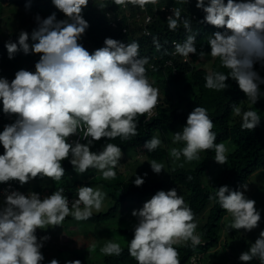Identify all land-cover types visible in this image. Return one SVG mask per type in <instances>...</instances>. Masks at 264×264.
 Returning a JSON list of instances; mask_svg holds the SVG:
<instances>
[{
  "label": "clouds",
  "instance_id": "1",
  "mask_svg": "<svg viewBox=\"0 0 264 264\" xmlns=\"http://www.w3.org/2000/svg\"><path fill=\"white\" fill-rule=\"evenodd\" d=\"M22 1L0 0V17L9 20L16 8L43 13L42 18L36 17L38 26L31 34L33 43L30 45L29 34L21 31L19 35L0 38L1 46L2 49L6 47L8 53L5 57L9 58L10 64L20 51L25 55L38 54L40 59L30 71L21 69L14 73L15 78L11 81L0 77L3 112L17 117L14 123L7 120L0 124V144L5 149L0 155V184L16 181L19 185L18 188L0 187V264L46 262L42 250L48 237L38 240L37 229L61 226L65 234L62 240L69 246L73 242L72 236H84L85 229L69 227L77 220L85 223L84 219L91 217L93 210L98 212L105 193L86 186L90 177L73 197H66L63 189L53 194L39 192L35 188V178L44 177L42 182L47 178H51L52 183L53 180L59 181L65 174L62 162L69 157L79 174L96 169L104 179L115 178L114 168L122 156L121 148L107 143L101 151L93 152V143L102 138L126 140L135 136L137 116L145 114L146 121L151 120H147L146 112L154 108L159 93L146 76L149 61L139 56L137 42L126 45L106 38L105 46L91 54L78 42L89 28L82 16L89 0H48L65 14L66 19L59 21L51 10L40 9L43 3ZM126 1L122 0L118 8L109 11H122L121 5ZM138 2L143 6L144 0ZM181 2L189 3V0ZM196 7L205 14L203 23L223 29L209 36L210 53L200 52L199 55L218 59L220 66L229 70L227 73L213 71L207 74L205 87L226 90V81L231 78L247 100L255 105L261 97L260 85L264 84V78L254 70L255 64L264 65V0H196ZM172 11L173 15L167 20L169 30L175 31L182 23L183 28L191 33V21L182 19L181 9L177 7ZM122 18L119 27L113 29L106 17L108 26L113 31L122 32L121 27L128 21L125 14ZM133 31L138 32L132 35ZM12 36H19L18 43L9 42ZM125 36L138 39L143 33L137 26ZM195 45L196 37L188 35L183 43L174 45V54L188 58L197 54ZM4 66L0 64V67ZM232 111L241 118L243 130H253L261 123L256 110L244 111L234 104ZM3 119L0 113V121ZM212 129L213 121L207 110L196 107L188 115L182 132L174 134V142H182L184 146L172 148L170 155L191 162L199 159V153L214 149L215 161L224 164L227 149L224 143H216ZM160 144V139L153 137L144 147L152 151ZM150 164L156 174L164 170L161 163L152 161ZM144 182L140 176L134 180L137 187ZM242 187L246 190V185ZM212 198L233 218L230 228L251 231L258 227L261 214L255 201L246 198L242 191L221 186ZM132 215L138 223L134 238L128 243V252L137 264H180L174 245L180 241H191L193 245L200 243L193 212L175 188L158 191ZM58 236L61 238V234ZM100 251L106 255L119 254L121 246L109 241ZM205 258L206 255L204 262L207 263ZM239 259L243 264H250L253 259L264 264V231ZM46 263L59 264V261L53 259ZM67 264L81 262L75 260Z\"/></svg>",
  "mask_w": 264,
  "mask_h": 264
},
{
  "label": "trees",
  "instance_id": "2",
  "mask_svg": "<svg viewBox=\"0 0 264 264\" xmlns=\"http://www.w3.org/2000/svg\"><path fill=\"white\" fill-rule=\"evenodd\" d=\"M26 0H23L24 3ZM33 2L43 3L40 9L52 14L55 13L57 20H64L66 16L58 10L48 0H31ZM122 0H89V4L82 11L83 18L88 22L89 28L78 41L90 54L95 50L104 47L106 38H112L124 44L137 42L139 44V56L148 59L146 65V76L148 80L159 91L161 105L158 110L157 117L150 121H146L145 114L138 115L137 134L129 139L116 137L114 139L102 138L100 141L93 143L92 151L99 152L107 143L115 144L121 148V151H144L145 156L150 160L158 163L167 164L170 168V174L165 181L161 182H144L140 187L134 184V181H121L117 183L116 197L114 198V206L112 210L98 215L92 214L88 219H84L88 225L99 224L112 219L128 201L143 202L148 198H152L158 191H165L168 188H175L178 195L184 198L186 206H188L194 215V222L197 224L196 231L199 233L203 244L193 245L191 241L184 242L181 246H176L178 252V260L180 264H189L193 256L197 254L207 255L211 250L218 248L222 243L223 236V220L229 215L222 209L215 196L216 191L221 186H228L231 190L245 192L246 188L251 184L254 176L259 175L264 179V84L260 85L261 97L254 105L247 100L246 95L240 90L236 81L229 78L226 83V90H210L205 87V76L213 71H222L227 73L229 70L220 66L219 60L215 59L212 66L205 65L206 59L210 57L205 55L203 58L200 52L210 53L211 48L208 45V38L217 31H223L207 23H203L204 12L196 7V0H189V3L181 2V0H160V6H175L181 9L182 19L187 18L191 21V33L183 28L181 23L175 31L169 30L167 19L163 13H155L150 10L154 16V22L149 26L151 36H135L129 37L122 34L121 31H113L109 26L105 16V12L116 9L120 6ZM227 2V0H226ZM149 5H151L149 3ZM138 31H133L132 35ZM188 35L196 37L197 54L189 56V63H180L178 59L172 57L175 49L173 43H183ZM19 36H12L9 42L18 43ZM157 44L159 46H157ZM0 40V64L10 68L12 64L8 62L7 49H2ZM7 52V53H6ZM6 54V55H5ZM169 60L174 61V67H165ZM156 64V69L151 70L150 64ZM177 74H174V69ZM254 70L264 78V65L257 63ZM179 97L180 104H175V96ZM234 104L239 105L242 110L249 109L258 111L261 116V123L253 130H243L241 128V118L235 116L232 111ZM204 107L213 121L212 131L216 134V143H224L226 145V161L224 164L215 161V150L209 149L203 151V159L193 161L194 166L185 161L180 167L173 169L171 163L174 157L170 155V150L178 146L182 148L183 144L174 143L171 137L183 130L186 126L188 115L196 107ZM157 137L161 144L152 151H148L144 145L146 141ZM181 145V146H180ZM5 149L0 144V155L4 154ZM71 157H69V160ZM69 160H64L62 166L65 169L64 176L59 181H54L52 187L43 185L44 177L35 178L36 191L53 194L55 191L63 189L66 197L76 196L78 188L84 186L85 180L93 179L91 176L97 175L96 169H89L83 174L77 173ZM128 164V158L120 159L114 170L121 173ZM210 172H214L209 184L206 182L205 176ZM16 181H9L0 184V187L11 186L18 188ZM95 184V183H94ZM106 185V183H105ZM47 190V191H46ZM260 191L259 205L257 209L261 214V220L258 227L254 231L244 229L233 232L236 237L242 239V253L249 250L251 244L259 238L261 231H264V180L258 188ZM85 229V228H84ZM222 232V233H221ZM249 232V234L247 233ZM123 233L130 235V241L134 238V229L124 230ZM231 241V239H230ZM230 241H226L223 252L229 251ZM230 242V243H229ZM130 243V242H129ZM235 247V246H234ZM236 249L232 250L233 252ZM228 258V257H227ZM217 259V258H216ZM210 261L209 264H243L240 259L226 258L220 261ZM42 264H49L42 262ZM93 264H137L128 252V245L121 248L119 254L105 256L99 258ZM250 264H260L258 259H253Z\"/></svg>",
  "mask_w": 264,
  "mask_h": 264
},
{
  "label": "rangeland",
  "instance_id": "3",
  "mask_svg": "<svg viewBox=\"0 0 264 264\" xmlns=\"http://www.w3.org/2000/svg\"><path fill=\"white\" fill-rule=\"evenodd\" d=\"M16 9L17 10L13 12V16L9 20H7L5 17H0V38L7 39L11 34L19 35L21 31H26L29 34V44L31 45L33 43V41L31 40V34L33 30L38 26L36 17L39 16L42 18L41 15L43 13H36L31 11L25 12L23 8ZM33 58L34 60L31 62ZM39 59L40 56L38 54L33 53L25 55L22 51H20L15 55V58L11 60L12 66L10 68L0 67V77H5L9 81H11L15 78V74L17 71L21 69L30 71V68H32ZM213 62H215V59L210 56L206 59L205 65L210 67L212 66ZM175 104H180V100L177 95L175 96ZM0 113L4 116V119L0 121L1 125H3L7 120H10L12 123H14L15 119L17 118L16 115H6L3 112L2 102H0ZM179 132H182V130H180ZM171 139L174 141V135L171 137ZM175 148H178V146H176ZM144 153L146 152L141 151L138 153L135 151H122V156L120 159L128 158V164L126 165L124 171L118 173L114 170L116 172L115 178L104 179L102 174L97 170L96 177L93 179H89L86 186L99 189L100 191L105 193V199L102 208L98 212L93 210V214L98 215L100 213H106L112 210V207L114 206V198L117 195V183L120 182L119 178L121 179V181H134L136 179V176H140L145 180V182H161L167 180L170 174L169 166H167L165 162L161 163L164 165V170H162L161 173L156 174L151 168L150 162H152V160L145 156ZM203 157L204 155L201 152L199 153V159L193 161L198 162L203 159ZM172 159L173 162L171 163V166L173 169L182 166L186 161V159L183 157H181L180 159ZM193 161L189 162V164L193 165ZM192 167L195 166L193 165ZM145 173L147 174L146 176ZM213 174L214 172L209 171V173L205 176V179L207 180L206 182L208 184L211 181ZM263 180V177L261 178L259 177V175L254 176L251 184L246 188L244 192L246 198L255 201L256 209L260 208L258 199L261 193L258 188L260 187V184L263 182ZM42 184L47 187H52V179L47 178L43 180ZM169 190L171 189L168 188L165 191L167 192ZM150 199L151 198H148L143 202L128 201L121 209H119V212L115 214L112 219L103 223H99L96 225L93 224L91 226L80 222V220L72 222L69 229L76 227L75 229L78 230L79 227L82 230H84L85 228V230L83 237L72 236L73 242L70 246L68 243H64L62 240L65 239V234H63L64 232L61 226H56L59 232L56 230L55 226H50L46 229H37L36 236L38 240L43 237H48L47 241H44V250H42L44 260L46 262H50L51 260L56 259L59 261V264H67L68 261L79 260L81 264H93L95 261H97V259H103L105 256H108L100 251V249L107 242H117L120 244L121 248L126 247L130 242V235L123 233V231L134 229L136 224L138 223L137 218L132 215V212L134 210L141 209L144 203ZM232 222L233 218L230 214L223 220L224 230L221 246L211 250L206 255L205 261H207V263L214 260V258H217L216 260L218 261L226 258L224 262H228L230 258L231 260L239 259L243 251L241 250L242 247L240 244L242 239H238L236 237L235 241L233 242L232 239L235 238L233 232L236 231V229L230 228ZM257 230L259 229H254V231ZM247 233L249 234V232ZM58 234H61V238L60 236H58ZM71 234L73 233H70L69 235ZM67 240L69 242L70 239ZM226 241H230L231 243L229 242V251H226L224 253L222 246H224L225 243H228ZM183 243L184 241H180L176 244V246H181L183 245ZM64 244H66V246H64ZM234 249L236 250L233 252L232 250ZM59 252H62V254H59Z\"/></svg>",
  "mask_w": 264,
  "mask_h": 264
},
{
  "label": "built area",
  "instance_id": "4",
  "mask_svg": "<svg viewBox=\"0 0 264 264\" xmlns=\"http://www.w3.org/2000/svg\"><path fill=\"white\" fill-rule=\"evenodd\" d=\"M149 3L151 5H149ZM151 8H152V11L155 13V15H157V13H163V16L168 20V17L173 15V11H172L173 8H177V7H175V6H168V7L167 6H160V0H144L143 6H141L139 4L138 0H127L126 2H124L121 5L122 11H120V12L109 11V12H107L106 17L109 21L110 26L113 29H117L119 27L120 23L122 22L123 15L125 14V17L128 18V21H127V25H124L121 27L123 34H125V35L129 34L132 29H134L135 27L138 26L139 28H141V32L143 33V35L150 36L151 31L149 29V26L152 25V23L154 22V16L150 13ZM176 43H178V42L175 41L173 43V47ZM174 52H175V49L172 52V57L174 59H178L180 61V63L181 62L182 63H189V57L183 58L181 56L175 55ZM165 67H174V61L169 60L166 63ZM150 69L151 70L156 69V64L155 63L151 64ZM174 74H177L176 68L174 69ZM152 86L154 88H156L153 84H152ZM159 105H160V98H159V93H158V100H157L156 105L154 106L153 109L146 112L147 120H150L153 117L157 116V114H158L157 108L159 107ZM81 128L83 129L84 127L81 126ZM78 134L79 133H77V135ZM80 134H83L82 130H80ZM84 139H85V137H84ZM88 139H90V137ZM71 141H73V140H71ZM196 235H198V234H196ZM199 239H200V237H199ZM199 244H203L201 239H200ZM189 264H207V263L204 262V255L197 254L191 258Z\"/></svg>",
  "mask_w": 264,
  "mask_h": 264
}]
</instances>
